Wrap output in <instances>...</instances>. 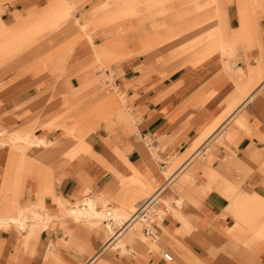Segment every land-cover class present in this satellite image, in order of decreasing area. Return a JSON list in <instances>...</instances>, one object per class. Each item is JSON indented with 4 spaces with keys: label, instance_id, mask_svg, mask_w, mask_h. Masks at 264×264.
<instances>
[{
    "label": "crops",
    "instance_id": "obj_1",
    "mask_svg": "<svg viewBox=\"0 0 264 264\" xmlns=\"http://www.w3.org/2000/svg\"><path fill=\"white\" fill-rule=\"evenodd\" d=\"M56 1L65 4L51 11L49 0H13L0 17L7 26L29 23L0 43V211L28 209L23 215L51 221L30 238L32 250L23 229L1 230L0 264H264V0ZM60 42H70L71 54L48 73L32 58L56 57ZM123 58L114 78L122 91L103 93L110 73L96 71L98 61L111 67ZM62 98L67 111L52 120ZM28 136L50 143L14 139ZM199 146L209 152L196 160ZM167 161L182 164L156 189ZM153 195L157 241L143 229V239H126L132 253L109 247L95 258L111 232L60 218L87 198L122 213Z\"/></svg>",
    "mask_w": 264,
    "mask_h": 264
},
{
    "label": "bare ground",
    "instance_id": "obj_2",
    "mask_svg": "<svg viewBox=\"0 0 264 264\" xmlns=\"http://www.w3.org/2000/svg\"><path fill=\"white\" fill-rule=\"evenodd\" d=\"M86 36L88 35H85V37ZM88 37H89V40H91L92 37L90 36ZM22 48L23 47L20 46L19 50H21ZM96 55L98 58L99 53L97 51H96ZM105 92L106 91L104 90L103 93ZM70 135L77 139L83 137L82 135H79V136L75 135V133H73L72 131ZM2 137H3V134L0 135V144L4 146L2 142ZM14 139H16L18 142L26 144V147L28 145H37L38 147L42 144L46 145L50 143L49 141L43 138L34 137V136H28L26 138L16 137ZM12 149L17 150L18 148H12ZM185 164L188 165V162ZM185 164L182 168L186 166ZM20 167L21 165L19 166V169ZM98 201L99 199L87 198L83 200L82 202L75 204L73 207L68 206L66 214L63 217H60L65 221H73L78 224H85V225L91 224L95 228L104 227L107 233L111 232L110 238H108V236H105L103 238V241H105V243L101 247L100 251L96 253L95 258L105 256L106 249H108L109 247H113L112 252L128 251L132 253L134 251V244H129L126 241V239L129 237H133L136 240L143 239L142 230L144 229V227L148 226L149 222L151 221L152 219L150 218L151 213L155 212V215H157L159 214V211H160V207L158 205V207L155 206L147 210L146 212L144 211L145 215H143V212L139 213L138 212L139 209L136 210L135 208L130 209V210H123L122 213H117V212L113 213L111 211H108L107 209H101L98 205L99 204ZM27 211L29 210L28 209L19 210L18 208H14V209L11 208L10 210L0 211V229L10 228V227H14L17 229L18 228L23 229V230L21 229L20 230L22 231L24 247L26 249L29 247V250H32L34 244L31 243L30 238L32 239L33 237H35L38 233V230L41 227H43L44 229H47L51 221L46 215L37 213V212L29 216L23 215V213ZM33 220L36 221L35 223L36 225L28 226V224H31L33 222ZM115 229H117L118 231L116 232ZM147 238L150 240L149 241L150 244H154V241L155 242L157 241V238H152V237L150 238L147 237ZM98 262L99 264L108 263L106 259L105 260L100 259V261ZM89 264H92V263H89Z\"/></svg>",
    "mask_w": 264,
    "mask_h": 264
},
{
    "label": "rangeland",
    "instance_id": "obj_3",
    "mask_svg": "<svg viewBox=\"0 0 264 264\" xmlns=\"http://www.w3.org/2000/svg\"><path fill=\"white\" fill-rule=\"evenodd\" d=\"M12 1L13 0H0V17H1V15L6 11V3H12ZM49 1H51V2H53V4H54V8H52L51 9V11H54V10H56L57 8H59L60 6H62V5H64L65 4V1L64 2H62L61 3V1H56V0H49ZM126 6H127V3L125 4ZM53 7V6H52ZM59 11V10H58ZM118 11V8L116 7V8H110V9H108V10H106V11H103L102 13H105L106 14V16L108 17L109 16V14H113V13H116ZM74 12V11H73ZM55 16V14H53V15H51L49 18H47V19H51V18H57V17H54ZM36 19H38V18H36ZM36 19H34L33 21H35ZM46 19V20H47ZM74 19H75V21H77V19H76V17H74ZM33 21L31 22V23H33ZM0 22H1V25H0V32L2 31V30H4V29H9L10 28V30H9V33L8 34H5L3 37H1L0 38V43L1 42H3V41H5L6 39H9V38H12L13 36H17V35H19V34H21L22 33V30L25 28V27H27L28 25H29V23L27 24V25H23V26H16V24L15 25H11V26H7L6 25V23L5 22H2L1 21V19H0ZM30 23V24H31ZM36 27H37V25H36ZM38 28V27H37ZM36 28V29H37ZM55 33V32H54ZM54 33H52L50 36H54L53 34ZM82 37V35L80 34V35H78V38L80 39ZM48 38L49 37H47V38H44V39H42V44H47V40H48ZM51 38V37H50ZM77 38V37H76ZM40 43V44H41ZM19 44V42H18V38H16V39H14V40H12L11 41V48L13 49V48H15V46L16 45H18ZM53 44L54 43H52V49H49V50H47L46 51V53H49L50 51H52L54 48H53ZM95 45V44H94ZM100 45H102V44H100ZM36 46H39V43H37V44H35V45H33L32 47H28V48H26V49H24V51H21V52H19L18 54H16L15 56H13V57H16V56H19L21 53H26V50H27V53H28V51L30 50L31 51V49L32 48H35ZM60 46H62L61 48H62V50H63V52L62 53H59L56 57L54 56V57H49V56H47L46 55V60L44 59V54H43V56L42 55H36V56H33V58L32 59H34L35 57H37L36 59H38V60H41V63H40V65H41V69H44V71H46V72H48V73H50V72H52L53 71V67L52 66H50V65H52V64H54V59H56V58H63V59H66V58H69V55L71 54V47H70V42H60ZM95 46H98V45H95ZM21 47H23L24 48V46H21ZM171 52H173V51H171ZM45 53V54H46ZM163 55H165V53H168V52H166V51H164V52H161ZM160 53V54H161ZM170 53V52H169ZM50 55V54H49ZM129 60V59H128ZM128 60H126V59H122L119 63H118V61L117 62H114L115 64H112L111 65V67L110 66H108V64L106 63V62H104V60H102L101 62H99L98 61V63H99V67H98V69H96V71H101L102 72V74H104V72L105 71H109V73H110V77L109 78H107V77H103L102 78V81L100 82V86H101V89H102V91L104 90V88L106 89V91L107 92H109V94H111V95H113V96H115V92L117 91V89H116V87H118L121 91H122V87L121 86H119L118 84H117V82H115V79L118 77V75H119V73H118V70H119V67H120V65L123 63V62H125V61H128ZM4 64H6V61L4 62L1 58H0V75H2V74H4V72H5V70H6V67L5 66H3ZM113 69H114V71L115 72H113ZM239 70H240V72H241V69L239 68ZM115 78V79H114ZM108 81V82H107ZM99 86V87H100ZM99 87L97 88V90H99ZM124 88H126V87H124ZM116 90V91H115ZM124 90V89H123ZM128 89H125V92L127 91ZM122 100H123V104H125V100H124V98L121 96L120 97ZM60 101H62V103H61V109H60V111H59V113H58V115H52L51 117H53V116H55L52 120H54V119H56L58 116H64L65 115V112L67 111V104L66 103H68L69 102V99L68 98H62ZM242 100H240L239 101V103L241 102ZM129 107L131 108V106H130V103H129ZM69 109V108H68ZM99 110V109H98ZM101 115H102V113H101ZM100 116V115H99ZM50 117V118H51ZM42 125H44V124H42ZM49 130H52V129H49ZM138 134H139V132H138ZM66 137V136H65ZM40 138H43V137H40ZM220 138V137H219ZM44 139V138H43ZM199 151H201V153H200V156H199V158H196V160H198V159H202V158H204V157H207L208 156V147H206L204 150H201L200 149V146L197 148ZM196 149V150H197ZM156 158H157V155H156ZM155 158V160H157ZM168 161H167V163L165 164V166H168ZM184 163V162H183ZM182 164V161L180 162V163H176V162H171L170 161V163H169V166L167 167V168H164V169H161V175H162V177L164 178V182L163 183H160L159 181L156 183V185H155V188L156 189H158V188H160L161 186H163V184L164 183H166V180H167V183L165 184L166 186H167V184H169V182H171V180H172V174L174 173V172H176L177 171V169L180 167V165ZM180 172H178L177 174H175V176H177L178 174H179ZM174 176V177H175ZM169 180H168V179ZM69 206H71V205H69ZM73 207V206H72ZM153 213V214H152ZM151 213V215H150V218H152L151 219V222H152V220L154 219V218H156V216H155V212H152ZM150 223V222H149ZM33 223H31V224H28V226L29 225H32ZM33 225H36V224H33ZM32 225V226H33ZM116 225V224H115ZM41 229H44L43 227H41L39 230H41ZM1 230H4V231H6L7 229H0V231ZM116 230V232L118 231L117 229H115ZM145 246H147L146 247V251L148 252L149 250L151 251V253H152V256H154V257H157L158 256V253H156V251L155 250H153L154 248L153 247H151V245L150 244H147L146 243V245ZM153 248V249H152ZM109 253V252H108ZM151 253H148V255H151ZM118 253H116V254H111V258H113V260H115L116 261V259H115V256L117 255Z\"/></svg>",
    "mask_w": 264,
    "mask_h": 264
},
{
    "label": "built area",
    "instance_id": "obj_4",
    "mask_svg": "<svg viewBox=\"0 0 264 264\" xmlns=\"http://www.w3.org/2000/svg\"><path fill=\"white\" fill-rule=\"evenodd\" d=\"M159 204V197L157 195H153L150 199H148L146 202L140 204L138 212H143V215H145L144 211L146 212L147 210L151 209L152 207H155ZM151 224L152 222L149 223L148 226L144 227V232L151 236L152 238V231H151ZM162 259L166 262H171L172 257L168 253H163L162 254Z\"/></svg>",
    "mask_w": 264,
    "mask_h": 264
}]
</instances>
